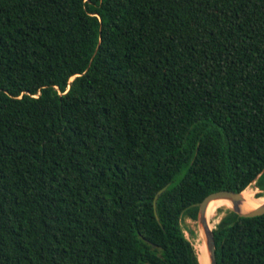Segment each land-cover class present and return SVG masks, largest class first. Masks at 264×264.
<instances>
[{
  "label": "trees",
  "instance_id": "16d2710c",
  "mask_svg": "<svg viewBox=\"0 0 264 264\" xmlns=\"http://www.w3.org/2000/svg\"><path fill=\"white\" fill-rule=\"evenodd\" d=\"M254 182L264 0H0V264H201L184 217ZM214 235L264 264V214Z\"/></svg>",
  "mask_w": 264,
  "mask_h": 264
},
{
  "label": "water",
  "instance_id": "95a60500",
  "mask_svg": "<svg viewBox=\"0 0 264 264\" xmlns=\"http://www.w3.org/2000/svg\"><path fill=\"white\" fill-rule=\"evenodd\" d=\"M170 183L164 186L158 191L154 199L155 212L157 214V200L168 189ZM216 199H229L232 201L233 210L241 216H256L264 214V202L258 207L244 212L241 208L243 201L242 192H236L233 190H220L208 195L200 205L198 220L204 231L206 238V244L209 254V264H218L217 260V244L215 241L214 228L210 227V223L207 217L208 206L211 201ZM158 216V215H157ZM159 218V217H158Z\"/></svg>",
  "mask_w": 264,
  "mask_h": 264
},
{
  "label": "rangeland",
  "instance_id": "374dc122",
  "mask_svg": "<svg viewBox=\"0 0 264 264\" xmlns=\"http://www.w3.org/2000/svg\"><path fill=\"white\" fill-rule=\"evenodd\" d=\"M249 187L252 191L255 192V194L257 196H263L264 197V190L260 189L257 186L256 182H254ZM230 210H233V206L232 207H228V206L220 207L217 214L210 219V221L213 225L212 228H216L217 224L220 222L222 217ZM220 215H221V217H220ZM216 219H218L217 222H216ZM183 227L185 229L187 236L194 243V246H195L196 250L198 251V247L201 246L202 243H204V242L206 243V238L202 232V227L199 223V220H195V219H193L187 215L183 219Z\"/></svg>",
  "mask_w": 264,
  "mask_h": 264
},
{
  "label": "bare ground",
  "instance_id": "6f19581e",
  "mask_svg": "<svg viewBox=\"0 0 264 264\" xmlns=\"http://www.w3.org/2000/svg\"><path fill=\"white\" fill-rule=\"evenodd\" d=\"M249 189H250V187H248L244 192L248 191ZM263 202H264L263 196H256L249 201H245L243 199L242 204H241V208L244 212L250 211V210L258 207L259 205H261ZM223 206L232 207L233 206L232 201L229 199H216V200H213L210 202V204L208 206V210H207V217H208V220L210 223V227L213 226L210 219L213 216H215L217 214L219 208L223 207ZM220 217H221V215H220ZM217 221H218V219H216V222ZM202 232L204 234L203 229H202ZM197 252H198V256L200 259L199 261L201 262V264H209V254H208L207 244L205 242L202 243V245L198 247Z\"/></svg>",
  "mask_w": 264,
  "mask_h": 264
}]
</instances>
